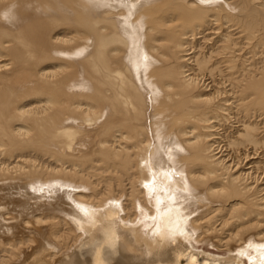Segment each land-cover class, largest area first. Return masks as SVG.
<instances>
[{
  "label": "bare ground",
  "instance_id": "bare-ground-1",
  "mask_svg": "<svg viewBox=\"0 0 264 264\" xmlns=\"http://www.w3.org/2000/svg\"><path fill=\"white\" fill-rule=\"evenodd\" d=\"M0 264H264V0H0Z\"/></svg>",
  "mask_w": 264,
  "mask_h": 264
},
{
  "label": "rangeland",
  "instance_id": "rangeland-1",
  "mask_svg": "<svg viewBox=\"0 0 264 264\" xmlns=\"http://www.w3.org/2000/svg\"><path fill=\"white\" fill-rule=\"evenodd\" d=\"M208 242H205V243H203V242H201V243H195V245L197 246L196 248L198 249V250H200V249H202V250H204L205 252H209V254L211 253V252H217L216 251V249H215V247L214 246H212L210 243H208ZM201 246V247H200ZM208 254V253H207ZM224 255V254H223Z\"/></svg>",
  "mask_w": 264,
  "mask_h": 264
}]
</instances>
